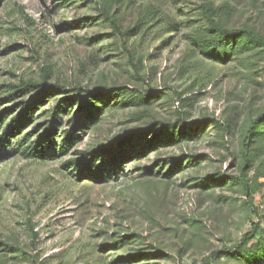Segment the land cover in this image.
<instances>
[{
  "label": "rangeland",
  "instance_id": "374dc122",
  "mask_svg": "<svg viewBox=\"0 0 264 264\" xmlns=\"http://www.w3.org/2000/svg\"><path fill=\"white\" fill-rule=\"evenodd\" d=\"M203 5L264 36V0H0V264H264V44Z\"/></svg>",
  "mask_w": 264,
  "mask_h": 264
},
{
  "label": "trees",
  "instance_id": "16d2710c",
  "mask_svg": "<svg viewBox=\"0 0 264 264\" xmlns=\"http://www.w3.org/2000/svg\"><path fill=\"white\" fill-rule=\"evenodd\" d=\"M203 12H204L210 26L212 28L222 32V34H224L226 37L234 38V37L239 36L241 34H247V36L250 39H252L253 41L264 44V36L258 34L254 30L243 29V28H226V27L219 25L218 23L215 22V20L211 16L206 5H203ZM105 16H106V14H105ZM33 85H35V84L32 82H29V81L21 82L15 86V91L21 92L25 88H27L29 86H33ZM46 87H49V85H42L43 89H45ZM87 92L92 93L90 91H87ZM32 99H33V97H31L29 100H27L26 102L23 103L24 104L23 107H21L19 109V112H21V114H23L24 112L29 110V106L31 104ZM13 118L11 119V122L14 120ZM262 118H263V115H259L258 117H256L254 119V121L250 124V126L248 128V133H251L255 129L256 125L262 121ZM248 237H249V234L244 235L243 240L247 239Z\"/></svg>",
  "mask_w": 264,
  "mask_h": 264
}]
</instances>
